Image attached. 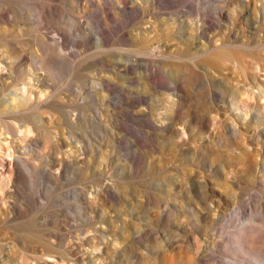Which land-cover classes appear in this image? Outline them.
Wrapping results in <instances>:
<instances>
[{
    "label": "rangeland",
    "instance_id": "rangeland-1",
    "mask_svg": "<svg viewBox=\"0 0 264 264\" xmlns=\"http://www.w3.org/2000/svg\"><path fill=\"white\" fill-rule=\"evenodd\" d=\"M124 1L0 0V56L9 65L1 64L0 74H10L0 99L10 103L9 93L25 78L37 79L45 94L30 95L18 113L0 117V220L3 212L10 217L0 221V264L14 235L26 245L13 250L18 264H131L123 245L139 232L143 264H195V252L200 264H264V150L257 147L264 99L235 110L204 83L209 76L236 85L239 58L223 52L210 64L169 60L175 92L167 80L148 87L131 64L136 42L153 51L161 45L167 54L188 47L196 53L203 40L179 47L177 25L184 33L194 32L189 24L201 26L219 39L230 22H219L216 0H206L200 16L193 8L198 0ZM238 24V38H248L252 29L242 19ZM140 64L159 70L158 55ZM255 76L264 83V71ZM178 97L183 109L176 116L191 122L183 150L157 130ZM22 123L33 127L24 137ZM233 123L240 134L231 138L225 131ZM167 183L169 212H162L157 192ZM193 206L200 213L208 208L209 218L191 217ZM241 233L258 241V255L240 247ZM92 236L95 250L75 248Z\"/></svg>",
    "mask_w": 264,
    "mask_h": 264
},
{
    "label": "bare ground",
    "instance_id": "bare-ground-1",
    "mask_svg": "<svg viewBox=\"0 0 264 264\" xmlns=\"http://www.w3.org/2000/svg\"><path fill=\"white\" fill-rule=\"evenodd\" d=\"M122 1L125 4V1L124 0ZM212 3L215 5V9L217 12L219 22H220V19H222V17L223 19L227 18L228 21L230 22V27L229 28L226 27L227 33L225 32L223 37L220 36L219 39H215V37L218 36L217 34H214L208 37L203 32V28L201 26L193 27L190 24L189 26L194 32L184 33L185 29L181 25H177L175 29H176V33L179 39V43H178L179 47L184 46L187 43V41L188 43L193 44V42L196 43L198 39L203 40V42L201 41L199 44L201 48L197 50L196 53L192 51L190 47H188V50L182 49L181 51L180 49V50H175L173 53L167 54V51L163 50L161 48V45H158L156 47V51H153V48H142L136 42V45L139 47L130 50V53L134 56V60L131 62V64L132 66L135 67L136 70L140 69V71L137 73L138 74L137 77L139 78L140 81H142L148 87L156 86L157 84L160 85L167 80L171 82V85H173L171 90L175 92L177 91V83L176 82L174 83L172 79L173 71L167 69V66L169 65L168 63L169 60H172L176 63L184 59L185 60L187 59L192 62L195 61L196 63H200L201 65L203 61H209L208 64H210L212 56H218L219 54H223V52H227L228 54H236L237 58H239L240 60V65L243 67V75L241 77V81L237 82L236 85L224 84L223 86V82L217 83L213 78L211 77L209 78L208 76L206 77V79H204V83L210 89V92L212 93V95L219 99V102H221L222 104L223 102H227L232 107H235V110H238L239 105L242 104L243 106H247L248 101L251 100L253 97L256 99L257 102L260 101L261 99H264V83H261L260 81H258V79L255 76V71H259V72L264 71V68H263V64H264V21L262 19V17L264 16V0H216V1H212ZM257 3H260V8L257 7ZM132 5L134 6L136 10L141 9L143 11L144 9L143 6L137 3L136 1L135 2L133 1ZM198 5L199 6H193V8L196 10L197 16H200L202 15V11H203L201 10V7L203 5L207 6V2L206 0H198ZM234 8H239V11L236 12L235 14L233 13ZM261 9L263 10V14L261 12ZM251 16H253L252 20L250 19ZM240 19H242L243 24H245L247 28L252 29L250 36L248 38H245V39L238 38L239 33H240V26L238 22ZM221 29H224V28L222 27ZM234 31H236V34ZM232 34H235L234 38ZM139 36L135 38V41L139 39L141 43L142 37L141 36L139 37ZM216 42L217 43L219 42V45H217ZM216 50H220V51L216 52ZM215 53H218V54H215ZM155 54L158 55L159 70L153 71L151 67L148 65H146L145 67H142V65L140 64L142 57L146 55H149V56L152 55L153 57ZM1 56H0V65L4 64V66L9 67L8 63L5 61L3 57L1 58ZM249 60H253L254 62L252 63ZM252 64H254L255 66L252 67ZM119 66L122 67L121 65ZM123 67L126 68L125 65H123ZM141 68L144 70H141ZM25 74L30 75L29 71L27 70H25ZM9 78H10L9 70L6 71L5 74H0V95L1 96L4 95L5 90L9 86V83L7 82ZM33 80H34V83H31L30 79L25 78L23 81L21 80L22 82L20 81L21 83L16 84L15 88L9 93V97L7 98V100L9 99L10 103L7 104L5 102L6 103L5 104L4 101L2 102L0 99V117L1 115H3L2 113H6V115L8 114L9 116L10 115L12 116V114L17 112L18 108L28 105L27 103L31 101L29 100V96L32 94L37 96V100L40 99L41 96H45L44 92L40 88L41 83L39 84L38 80L35 78ZM237 84H240L242 86H237ZM254 89L257 90L256 93L254 92ZM182 101L183 99L181 97H178L176 98V100L172 101L173 104L170 105V108H168L170 109V112H171L170 115L172 116L169 117L167 116L168 114L166 113L167 117L162 119L160 126L157 127V130L162 131L167 136H169L170 141L173 143V145L176 148H178V150H183V148L187 145V141L185 140L184 137L185 135L189 134L188 131L191 129L190 121L180 123V119L176 116V114L178 115V113H180L183 109ZM217 114L218 113L216 112L215 116H211L210 121L212 120L214 122L216 120ZM145 116L148 118H151L149 111L146 113ZM148 118L146 121H149L151 123L152 120ZM177 126H181L182 128L181 132L178 131ZM19 128L23 129L22 130L23 137L24 135L31 133V130L33 129L32 126H29L24 123L20 124ZM225 134L233 138V137L239 136L240 132L236 124L233 123L227 127ZM173 136H177V139L179 138L178 140L180 141L178 142L175 141L176 139H173ZM189 139H190V135H189ZM257 147H260L261 150H264V138L261 136L257 138ZM80 154H81V151H80ZM250 169H251V166H250ZM250 169L248 168L247 172H249ZM169 187H171V184L167 183L166 184L167 190L162 189L157 192L158 202L163 206L162 212L166 210L169 212V204L166 202L169 196V194L167 193L170 192V190L168 189ZM93 192L95 196L99 195V192L97 191H93ZM196 194L197 193H195V195ZM89 201L92 202L93 200L89 198ZM216 208L217 207H215V209ZM3 210L7 211L9 209L6 208ZM198 210L195 206H193L188 209V213L191 217L193 216L194 218H198L199 215H200V218H204V219L209 218L210 210L208 208H205L203 212L201 213L198 212ZM3 213L1 216L2 219L0 220L1 223L8 222L10 220V217L7 215L8 213L6 214L5 213L3 214ZM249 234L241 233L238 238V244L240 245L242 249H248L252 252H256L257 254L256 253L255 254L258 255L260 244L258 243V241H256V239L254 240L253 237L251 238ZM127 238H128V242L123 245L122 251L131 259V264H143V261L145 259L144 257H146V255H144V251H142V249H140L139 247L135 245V243H138L141 241L142 233L140 232L138 234L130 233ZM10 239H11L10 241L14 242V246L11 248V253L9 254V256L4 258L3 261L1 262L3 264L21 263L20 261L19 262L15 261V253L13 254V250H16V248L20 249L22 247L24 249L26 245L20 236L14 235ZM0 242H2V240H0ZM119 243L121 244V241H118V239H115V245H118ZM54 247H55V244L52 245V248ZM85 247L95 250L93 248L94 247L93 236L88 237L82 241H79V244H77L75 248L81 249ZM26 253H24V255L29 254V252L28 254ZM30 253H31V259H32L31 261H35L38 253L33 250L30 251ZM40 253H41L40 255L45 256V253L47 252L43 253V251L42 252L40 251ZM195 255H196V258L194 259L195 264H200L201 258L199 257V253L195 252ZM2 257H3L2 249L0 246V259H2ZM18 257L21 258L23 256L21 255ZM35 264H47V262L43 261L41 263L39 262V260H37Z\"/></svg>",
    "mask_w": 264,
    "mask_h": 264
}]
</instances>
